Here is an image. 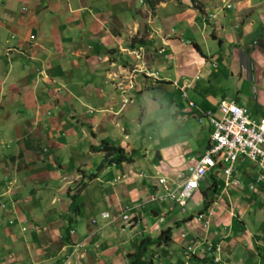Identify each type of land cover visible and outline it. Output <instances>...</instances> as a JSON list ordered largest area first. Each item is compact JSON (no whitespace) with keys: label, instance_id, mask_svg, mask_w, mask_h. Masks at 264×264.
Wrapping results in <instances>:
<instances>
[{"label":"crops","instance_id":"crops-1","mask_svg":"<svg viewBox=\"0 0 264 264\" xmlns=\"http://www.w3.org/2000/svg\"><path fill=\"white\" fill-rule=\"evenodd\" d=\"M178 93L199 121L190 100L201 110L233 101L264 117V0H0V264H131L146 236L144 264H184L197 233L220 247V260H193L264 264V189H249L257 164L239 161L233 172L254 198H220L222 174L208 171L197 190L204 229L187 219L194 212L173 217L169 197L147 200L166 189L144 173L138 130L155 119L180 125L187 110ZM103 142L134 160L98 169ZM197 154L187 143L164 144L152 166L176 178ZM209 198L211 215L202 208ZM140 200L156 205L145 214ZM170 221L177 231L156 244ZM106 227L111 237L98 234ZM139 234L134 250L120 251Z\"/></svg>","mask_w":264,"mask_h":264},{"label":"built area","instance_id":"built-area-1","mask_svg":"<svg viewBox=\"0 0 264 264\" xmlns=\"http://www.w3.org/2000/svg\"><path fill=\"white\" fill-rule=\"evenodd\" d=\"M189 104L194 106L192 101H189ZM204 113L212 125L204 153L190 173L174 180L173 186L166 185L165 178L160 177L159 182L165 184L166 191L152 195L151 199L161 200L169 197L184 211L186 200L199 188V181L206 171L215 167L221 169L225 186L237 188L241 182L234 177L233 172L241 155L256 162L260 170L249 184V188H264V117L251 118L245 107L226 100L219 102L215 110L208 109ZM208 214H212L211 209ZM196 218L203 227L207 226L208 218L204 213L199 212ZM188 248L192 249V246L188 245ZM207 250L213 252V246L209 244Z\"/></svg>","mask_w":264,"mask_h":264},{"label":"rangeland","instance_id":"rangeland-1","mask_svg":"<svg viewBox=\"0 0 264 264\" xmlns=\"http://www.w3.org/2000/svg\"><path fill=\"white\" fill-rule=\"evenodd\" d=\"M180 93H178V95H175V100L179 101L182 106L185 105V109L187 110L186 112H182L181 117H180V125H175L172 123L171 120H164L165 122L160 121V119H155L156 122H149L148 124H144L142 127V130H138L139 134L138 137L142 138V144L145 146L147 145V154L145 158H142L141 155L140 157V164L143 166V170L144 173L147 177H152V176H158V172H156L157 169L153 168V164H156L159 160L157 158V151L160 150V147L163 146L164 144H170V143H176L178 142L179 144H182L183 146L187 143L188 146L193 149L194 153L197 152V155H194V159L196 160L203 152V144L205 143L206 138L209 135V126H208V122L205 116H200L201 121H199L197 119V113L192 112V110L189 108L188 106V97H182V95H179ZM157 99H160V96H156ZM228 99V98H227ZM231 99V98H229ZM248 108V107H247ZM249 109V113L252 114L250 108ZM162 110V109H160ZM163 110H165V108H163ZM160 111L161 114H163L164 111ZM160 112H148L147 115L149 118H155L156 116L160 115ZM153 114H156L155 116H153ZM253 115V114H252ZM184 118V119H183ZM162 123L161 125L159 124ZM136 125H134L133 123L130 124V128L132 129L133 127H135ZM238 161H242V165H247L248 159L245 158L243 155L239 156ZM217 178L220 179V176L217 175ZM211 180V175L209 172H207L204 177L203 180L200 182L201 185H206L207 183H209ZM220 181V180H219ZM243 181H241V186L239 187V189H234V188H222L223 186V180L221 181V184H219V193L222 190L221 194H220V198L225 199V197L227 195H229L230 197H237L239 199H246L248 197L254 198L255 196H250L251 194H249L248 190L244 191V184ZM222 185V186H221ZM230 192L232 193L230 195ZM199 197H200V192L197 191L195 192L194 196H192V198L188 199L187 204H186V212L183 213L181 211V208L178 204L173 206V202L171 201H167V202H163L164 204L166 203H170L172 207V209H169V212H171V215L173 217L176 218H182L185 217L186 215L197 211L200 206H201V202H199ZM144 198V197H143ZM142 199V198H141ZM142 200H140L141 202ZM222 201V200H221ZM225 201V200H224ZM195 202H198L197 204ZM223 202V201H222ZM226 202V201H225ZM147 203V204H146ZM143 203L141 202L140 205L137 207L136 210L139 209V212L145 211V214H147L146 209L150 206V205H156L155 202H146ZM145 204V205H144ZM167 209V208H166ZM235 215V212H234ZM146 218L151 219L150 216L146 215ZM99 221L102 223L104 221V218H100ZM98 221V222H99ZM151 221V220H150ZM169 224L172 225L173 227V233H175L177 231V227L175 226L173 221L168 222ZM148 224V222H147ZM149 225V224H148ZM113 230L109 229L108 227H106L103 230H100V232L98 234H104L105 232L108 233L109 237L110 236V232H112ZM113 237H115V234L113 235ZM141 238L140 234L136 235L133 241H129L127 239H125V241L120 244L119 249L120 251H131L134 250V242H138V240ZM173 238H175V236H173ZM198 256V255H197ZM211 256H208V263L209 264H213L211 262L210 259ZM25 258V257H24ZM156 259V258H154ZM23 257H21V263H22ZM174 260V259H172ZM167 263V262H165ZM182 263H184V261L182 260ZM207 263V264H208ZM128 264V263H127ZM178 264H181V262H178ZM191 264H206L203 261H198V260H191ZM214 264H218V263H214Z\"/></svg>","mask_w":264,"mask_h":264},{"label":"clouds","instance_id":"clouds-1","mask_svg":"<svg viewBox=\"0 0 264 264\" xmlns=\"http://www.w3.org/2000/svg\"><path fill=\"white\" fill-rule=\"evenodd\" d=\"M191 101V100H190ZM222 101V100H221ZM221 101H219V102H221ZM226 101H228V100H226ZM193 102V101H192ZM218 102V103H219ZM194 103V102H193ZM235 103V102H234ZM190 105V104H189ZM218 105V104H217ZM190 106H192V105H190ZM192 107H194V108H197L198 110H200V112L202 113V115H204L206 118H207V120H208V117L205 115V111L206 110H208V109H206V110H201L195 103H194V106H192ZM217 108V107H216ZM215 108V109H216ZM215 109H211V110H215ZM208 122H209V120H208ZM210 123V122H209ZM212 132V130L210 131V133ZM210 133H209V136L208 137H210ZM208 140H209V138H208ZM207 144H208V142H207ZM207 146V145H206ZM206 146H205V148H206ZM205 148H204V150H203V152H202V154L204 153V151H205ZM202 154L199 156V158L202 156ZM199 158L197 159V161L199 160ZM196 161V162H197ZM250 161V160H249ZM250 162H252V161H250ZM238 163H239V161H238ZM238 163H237V166H238ZM253 163H255V164H257L256 162H253ZM196 164V163H195ZM194 164V165H195ZM236 166V167H237ZM235 167V168H236ZM215 168H217V171L218 172H220L221 174H222V171H221V169L219 168V167H215ZM192 169V168H191ZM214 169V168H213ZM213 169H211V170H213ZM235 170V169H234ZM191 171V170H190ZM190 171L188 172V173H186V174H180V175H178L176 178H168V177H163V178H165V180H166V184L168 183H171V185H168V186H173V181L174 180H176V179H180L182 176H184V175H188L189 173H190ZM208 171H210V170H208ZM208 171H206V173L208 172ZM205 173V174H206ZM233 175H234V173H233ZM222 177H223V174H222ZM235 177V176H234ZM159 178L160 177H158L157 176V180H158V182H159ZM237 178V177H236ZM203 179V178H202ZM239 180H240V182H241V179L240 178H238ZM201 181V180H200ZM200 181H199V188H200ZM160 183V182H159ZM161 184H163V183H161ZM240 186H241V184H240ZM239 186V187H240ZM227 187H229V186H225L224 185V178H223V188H227ZM239 187H237V188H239ZM199 188L197 189V190H199ZM230 188H233V187H230ZM237 188H234V189H237ZM250 189V188H249ZM262 189H264V188H257L256 190H262ZM196 190V191H197ZM156 193H158V192H154V193H152V194H150L149 196H148V198H147V200L148 201H160L159 199H151V196L152 195H154V194H156ZM195 193V192H194ZM194 195V194H193ZM192 195V196H193ZM192 196L190 197V198H192ZM190 198H188V199H190ZM188 199L186 200V204H187V201H188ZM162 200V199H161ZM171 200V199H170ZM172 201V200H171ZM174 204H177V203H175L174 201H172ZM186 204H185V206H184V211L182 210V208H181V206H180V208H181V211L183 212V213H185L186 212ZM207 209V211H209V209H211L212 210V212H213V208H209V206L206 208ZM204 213L205 211H203L202 209L201 210H198V211H195L194 213H192L189 217H188V219H190L191 217H193L197 222H200L199 220H197V218H196V215L198 214V213ZM207 214H208V212H207ZM204 215L206 216V214L204 213ZM211 215V214H210ZM185 220H187V219H185ZM201 223V222H200ZM208 225H209V219H208V224H207V226L206 227H203L202 226V223L200 224V226L198 227V228H202V229H204V228H207L208 227ZM186 235V232H181V236H185ZM195 237H197V239L195 238V240H194V238L192 239V241L190 240V241H188L186 244H185V247H184V253H183V256H184V264H191V259L193 258V257H195V256H197V255H201V256H207V255H214V254H217L219 251H220V247L218 246V245H214L213 244V242H211V241H208V240H206L207 238L205 237V236H202V237H204L203 239L201 238H199V237H201V236H199V234L197 233V235H195ZM209 244H211V246H213V252H209L208 250H207V247H208V245ZM80 244L79 243H75V245H74V249H76L78 246H79ZM188 245H191L192 246V249H189L188 248ZM216 247H218V249H214V248H216ZM218 255V254H217ZM215 262H218L220 259H219V257L218 256H216V255H214L213 256V258H212Z\"/></svg>","mask_w":264,"mask_h":264},{"label":"trees","instance_id":"trees-1","mask_svg":"<svg viewBox=\"0 0 264 264\" xmlns=\"http://www.w3.org/2000/svg\"><path fill=\"white\" fill-rule=\"evenodd\" d=\"M195 6L197 8L200 7L198 4H195ZM100 149L105 151V158L98 165V169H101L106 163H109L111 161H115V162L129 161V162H131L134 160L133 153L125 154L123 152V149L120 146L109 144L108 142H103ZM114 153H117V155L112 157V158H109V156L111 154H114ZM213 183H216V180H213ZM82 187H83V183H79V185L75 186L74 193L71 194L72 199H74L76 197L77 193L82 189ZM211 200L212 199L209 198V199H206L205 201H203V207L202 208H206ZM188 217H187V219H188ZM175 222L177 223V225H179V220H176ZM172 229H173L172 226H166L164 228H161L159 230V233H158L156 244L161 245L162 243H166L170 239ZM149 240H150V238L148 236L143 237L141 239V245H139L138 251H137L138 255H136L133 258V260L131 261V264H144V261H141L140 259L144 255V251L147 248L146 242H148Z\"/></svg>","mask_w":264,"mask_h":264}]
</instances>
